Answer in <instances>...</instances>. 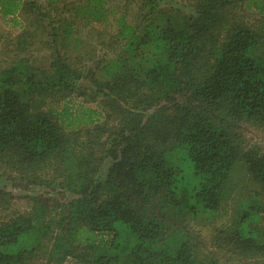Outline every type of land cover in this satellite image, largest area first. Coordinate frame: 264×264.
I'll list each match as a JSON object with an SVG mask.
<instances>
[{
	"label": "trees",
	"instance_id": "trees-1",
	"mask_svg": "<svg viewBox=\"0 0 264 264\" xmlns=\"http://www.w3.org/2000/svg\"><path fill=\"white\" fill-rule=\"evenodd\" d=\"M114 1H72L56 26L49 5L0 0L2 17L24 12L32 29L48 22L53 58L39 68L20 58L0 72V178L61 168L76 196L47 222L36 212L8 215L0 191V264H217L183 238L179 221L218 213L236 193L237 168L264 195V153L233 134L237 123L264 129V39L226 17L245 0H196L189 16L166 0H132L134 24ZM251 1L264 13V0ZM112 13L120 47L92 95L104 100L105 121L87 109L66 114V124L54 106L79 90L74 25L107 23ZM29 38L19 34V49ZM104 158L112 163L100 177ZM237 213L235 230L214 236L217 247L263 259L264 228L246 226L260 205Z\"/></svg>",
	"mask_w": 264,
	"mask_h": 264
},
{
	"label": "rangeland",
	"instance_id": "rangeland-1",
	"mask_svg": "<svg viewBox=\"0 0 264 264\" xmlns=\"http://www.w3.org/2000/svg\"><path fill=\"white\" fill-rule=\"evenodd\" d=\"M33 1L49 5L46 6L48 10L44 9V11H51V16L54 17L53 22L57 26L62 19L70 17L71 2L76 0ZM114 2L118 5L120 14L123 13L121 7L123 4L126 5L127 20L133 24L136 23L135 6L132 5V0H115ZM166 2L186 12L188 16L195 14L196 0H166ZM118 17L112 13L109 22L102 24H87L78 18L74 25L76 36L81 41L83 40L73 54L77 57L73 59L75 63L73 65L80 73V78L75 82L79 90L77 94H72L54 106L60 116H63L66 124V114L75 115L87 109L100 113L98 116L93 115V118L97 117L99 121H105L104 115L101 114L105 111L104 100L101 101L99 97L94 99L92 95L110 78L107 61L114 56L117 47H120L114 41V36L119 29ZM226 17L234 23L240 22L255 29L264 39V13L253 6L252 1L245 0L236 8L229 9ZM28 23L24 12L17 13L14 18L0 15V72L11 67L20 58L29 60V63L36 68L46 66L53 60L46 46L51 41L48 22L41 20L38 23L39 27L35 26L33 29L28 26ZM24 30L32 33V38L28 39L25 47H21L23 49H19L18 36ZM80 91L86 95L80 96ZM233 131L244 148H254L264 153L263 128L252 124L237 123ZM101 162L100 177H104L112 161L110 158H104ZM65 175L66 173L61 168H50L41 173L39 178L19 175L15 172L4 173L0 178V191L7 195V214L36 212L41 213L47 222L50 218L60 220L63 215L67 214L69 202L76 198L72 192L62 186ZM233 181L237 185L236 193L220 208L218 213L209 217L202 215L195 218L187 217L180 220L177 227L184 239L197 245L203 255H209L217 261V264H264V258L231 255L226 248L217 247L214 241V236L220 230H235L238 220L237 211L249 203L257 207L260 205V213L249 219L246 226L253 230L264 228V195L241 168L235 170ZM64 264L79 263L73 258H67Z\"/></svg>",
	"mask_w": 264,
	"mask_h": 264
}]
</instances>
